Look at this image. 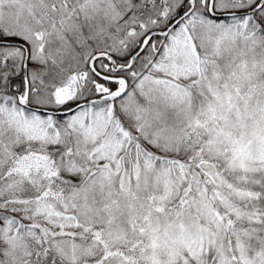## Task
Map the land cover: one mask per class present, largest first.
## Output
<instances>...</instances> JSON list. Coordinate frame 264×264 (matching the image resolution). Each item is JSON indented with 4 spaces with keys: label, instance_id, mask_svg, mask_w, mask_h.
Wrapping results in <instances>:
<instances>
[{
    "label": "snow or ice",
    "instance_id": "6c2138e0",
    "mask_svg": "<svg viewBox=\"0 0 264 264\" xmlns=\"http://www.w3.org/2000/svg\"><path fill=\"white\" fill-rule=\"evenodd\" d=\"M0 264H264V0H0Z\"/></svg>",
    "mask_w": 264,
    "mask_h": 264
}]
</instances>
